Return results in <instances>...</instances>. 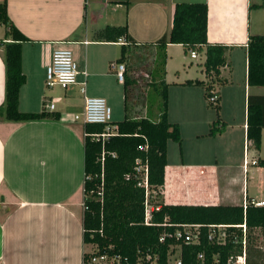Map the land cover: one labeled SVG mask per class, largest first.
<instances>
[{"label":"crops","instance_id":"crops-1","mask_svg":"<svg viewBox=\"0 0 264 264\" xmlns=\"http://www.w3.org/2000/svg\"><path fill=\"white\" fill-rule=\"evenodd\" d=\"M6 1L10 21L29 40L21 43L25 82L19 89L18 110H46L60 117L58 121L24 123L0 119V264H82L83 254L91 252V246L86 250L83 243L81 223L83 124L73 121L76 113L71 110H82L84 96L105 99L116 93L123 104L122 83L110 64H121L116 60L120 45L126 43L123 39L117 43L98 41V33L106 26L126 25L137 44L156 42L168 34L176 3L204 2L207 42L229 48L226 65L220 69V78L226 83L213 88L224 126L216 135H207L216 116L207 106L204 89L183 84L187 80L208 81L201 66L203 53L196 51L197 59L178 61L189 52L181 45L168 44L167 120L178 125L181 143L186 132L193 145L188 154L191 159L185 162L183 157L179 161L169 157L172 141L167 142L160 203L243 206L245 198H250L264 204V163L248 166L243 172L245 156L264 161V129L258 153L247 150L246 145V98L249 94L264 96V86L247 85L246 44L250 35L264 36V0ZM3 38L4 28L0 26V40ZM55 50L70 51L79 71L85 72L78 76L77 84L45 86V70ZM2 52L0 47V106L5 93ZM192 60L200 62L195 65ZM178 146L183 156V147ZM236 148L240 157L232 153ZM236 169L237 178L233 175ZM221 175L228 184L224 191L206 188L204 183L211 182L210 178L215 183L222 181ZM188 180L203 188L186 189ZM235 183L239 184L237 193ZM249 185L256 190L252 194ZM238 194L240 201H231ZM222 198L228 203H221Z\"/></svg>","mask_w":264,"mask_h":264},{"label":"trees","instance_id":"trees-1","mask_svg":"<svg viewBox=\"0 0 264 264\" xmlns=\"http://www.w3.org/2000/svg\"><path fill=\"white\" fill-rule=\"evenodd\" d=\"M0 26L4 28V38L0 40L2 58L5 66L4 102L0 106V119L16 123L52 120L58 121L57 112L41 110L39 113H23L18 110L19 89L25 82L21 71V43L29 41L12 24L7 14V1L0 2ZM207 5L201 3H176L173 8L171 28L168 34L156 42L137 44L127 32V26H106L97 35L98 41L120 45L118 63L125 66L123 87V108L125 118L109 126H117V132L104 139L94 135L103 133L102 124H84L83 130V183H82V229L83 243L94 246L97 254L118 256L121 264H147L146 255L156 258L158 264H166L167 252L172 241H158L163 231H172L171 225H199L198 244H181L180 254L184 264H194L202 253L209 264L217 256L220 264H225L231 255H236L240 247L227 241L219 246L208 240L209 225H241L247 231H259L260 242H254L248 235L246 264H264V205L255 206L250 198L242 205H186L160 204L153 212L156 225L143 224L144 190L136 186L138 174L135 161L147 166V179L151 188H158L164 182L167 142L181 144L177 124L167 120V84L165 83L166 46L181 45L185 52H202L201 64L207 82L187 80L186 86H201L205 98L214 91V85L223 86L220 69L226 65L225 52L229 49L223 44L207 42ZM141 48L145 55L148 48L155 49L151 62L141 64L135 49ZM148 52V51H147ZM133 53V56H132ZM135 56V57H134ZM133 58V61L132 59ZM248 86H264V36L250 35L246 44ZM131 59V61H130ZM141 64V65H140ZM214 79V81H210ZM142 88L151 89L160 96L157 121L145 117H131L130 105L134 95ZM216 92V91H215ZM217 94V92H216ZM219 100V98H218ZM208 107L215 110V120L211 123L208 136L219 133L224 126L220 120L216 104ZM264 129V96L248 95L246 98V145L247 150L258 153L261 144V131ZM146 144L145 150L138 146ZM101 158L102 161H101ZM264 161L257 160L255 166ZM229 232L240 234L234 227ZM91 254V253H90ZM83 254L82 263L89 259Z\"/></svg>","mask_w":264,"mask_h":264},{"label":"built area","instance_id":"built-area-1","mask_svg":"<svg viewBox=\"0 0 264 264\" xmlns=\"http://www.w3.org/2000/svg\"><path fill=\"white\" fill-rule=\"evenodd\" d=\"M191 59H197L196 51H189ZM111 69L115 70V76L121 83L124 81V64L111 63ZM79 75H85L84 71H79L77 64L75 63L73 56L68 50H55L50 59V63L45 70V86L51 88L53 86H60L65 88L77 84V78ZM80 91L84 95V83H80ZM207 102L211 106H215L218 103V95L215 91H211L207 97ZM49 108H53V104L49 105ZM111 120V110L107 106L105 99L100 97H83V108L80 114L73 116V121H81V124H102L105 126L103 133L97 135L95 138L104 139L110 135H114L117 132V126H109ZM146 144L138 146L139 150H145ZM103 158H101L102 161ZM136 166L134 170L138 174L136 186L144 190V202H143V224L145 226L156 225L152 220L153 212L160 209V204H150L151 195L156 191L160 194L159 187L151 188L147 179V166L146 164H140L139 160L135 161ZM257 164L256 159H247L246 156L243 161V172L246 173L248 166H255ZM251 203L255 206H263L262 202ZM245 201L243 202V208H245ZM162 226L172 227V231H163L158 238V241L163 243L166 240H170L173 244L169 245L167 252L166 264H184L181 259L180 246L181 244L192 245L199 242V225L182 224L171 225L163 223ZM234 227L240 231V234L235 232H229L228 228ZM247 227L243 222L241 225H209L207 238L212 243L219 246H223L227 241L240 247L239 252L236 255H231L227 258L225 264H246V248H247ZM96 252V250L94 251ZM197 262L194 264H206L204 254L200 253L196 257ZM141 260L138 264H141ZM144 262L147 264H158L155 257L146 255ZM82 264H121L118 256H109L108 254L91 253L89 259ZM209 264H220L217 256H213Z\"/></svg>","mask_w":264,"mask_h":264},{"label":"rangeland","instance_id":"rangeland-1","mask_svg":"<svg viewBox=\"0 0 264 264\" xmlns=\"http://www.w3.org/2000/svg\"><path fill=\"white\" fill-rule=\"evenodd\" d=\"M148 51V52H147ZM146 51V53H149V56L145 55L144 52H143V49L141 48H137L135 49V53L134 54H138L139 57H138V60L141 64L145 63V62H151L152 60V56L153 54L155 53V49H152V48H148ZM132 56H133V53H132ZM190 54L187 53L185 55V57H182L180 56V58L178 59V61H181L182 59L185 60V61H189L190 60ZM135 57V56H134ZM132 61H133V58H131ZM130 59V61H131ZM193 64H198L200 61L199 60H192ZM140 64V65H141ZM177 63L173 64L172 67H176ZM121 92L123 94V89L121 88ZM117 94L116 93H113L111 96H109V98H105V101H106V104L107 106L110 108L111 110V120L113 122H117V121H122L123 117L122 115H124V111H123V104H122V101H118L117 99ZM134 102L131 103L130 105V116L131 117H145V118H148L150 119L151 121H154L156 117V115H158V112H159V100H160V96L155 94L153 91H151V89H148V88H142L140 91L136 92L135 95H134ZM206 99V98H205ZM230 112L234 110H232V107L229 105L228 106ZM213 114H215V110L213 108H210L209 109ZM71 111H74L76 114H80L81 111L79 110H71ZM239 112H240V106H239ZM155 118V119H154ZM153 119V120H152ZM78 125L81 124V121H75ZM183 140V138H182ZM172 149H171V152L169 154V157H174L176 159H178V161L180 160V157L184 159V161H189V159H191V157H189V153L191 152V145L192 142L189 140V136L188 134L185 132L184 133V141L181 143V146L183 147V156L182 154L179 152L180 151V148L178 146L177 143L175 142H172ZM233 154H236L237 157H240V153L237 152V148L234 149V152H232ZM249 158H250V155H249ZM250 170V167L249 169ZM206 172L207 169H206ZM250 171H248V174H249ZM238 169H236L233 173V175H235V178L238 177ZM207 175V174H206ZM205 175V176H206ZM250 176V175H249ZM219 178H221L222 181H220L219 183H215L213 182V178H210L209 181L211 182H207V183H204V185L206 186L207 189H216L217 191H224V189L227 188L228 184L225 182L226 180H224L225 178L223 177V175H221ZM185 182V181H184ZM185 185V188H192V189H195V190H199L200 188H203V185L200 187L201 184H196V182H192L189 184V180L187 181V183L184 184ZM183 185L179 188L180 190L182 189ZM231 189V188H230ZM239 189V184L235 183V188H233L234 192L237 193ZM256 190L254 189V187L252 188L251 185H249V193H254ZM224 193V192H223ZM222 193V194H223ZM236 198L235 200H231V201H236V203H238V201H240L241 197L240 195H235ZM222 201L224 202H221V203H228L227 200H223L222 198ZM160 194L158 193V191L154 192L152 195H151V198H150V204H158L160 203ZM230 203V202H229ZM235 203V202H234ZM223 205V204H221ZM252 236L253 238V241L254 242H260V237H259V231L255 230V231H251V232H248L247 231V236ZM247 246H248V242H247ZM90 249V245L86 246V250H89ZM96 250V248L94 246H91V252H89L88 254L90 255V253L94 252Z\"/></svg>","mask_w":264,"mask_h":264}]
</instances>
